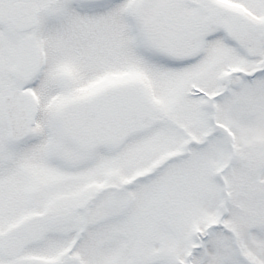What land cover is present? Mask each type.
<instances>
[{
	"label": "snow or ice",
	"instance_id": "snow-or-ice-1",
	"mask_svg": "<svg viewBox=\"0 0 264 264\" xmlns=\"http://www.w3.org/2000/svg\"><path fill=\"white\" fill-rule=\"evenodd\" d=\"M0 264H264V0H0Z\"/></svg>",
	"mask_w": 264,
	"mask_h": 264
}]
</instances>
